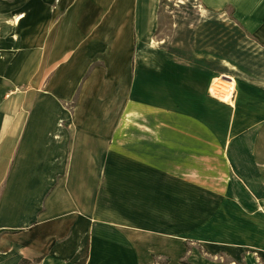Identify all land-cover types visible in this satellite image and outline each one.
<instances>
[{
    "label": "crops",
    "instance_id": "0c3cea01",
    "mask_svg": "<svg viewBox=\"0 0 264 264\" xmlns=\"http://www.w3.org/2000/svg\"><path fill=\"white\" fill-rule=\"evenodd\" d=\"M197 3L163 36L160 0H0V135L43 118L30 160L0 146V264H201L182 238L199 151L255 194L264 0ZM219 76L228 101L210 94Z\"/></svg>",
    "mask_w": 264,
    "mask_h": 264
},
{
    "label": "rangeland",
    "instance_id": "374dc122",
    "mask_svg": "<svg viewBox=\"0 0 264 264\" xmlns=\"http://www.w3.org/2000/svg\"><path fill=\"white\" fill-rule=\"evenodd\" d=\"M198 8L197 0H160L161 22L157 34L169 35L175 20H185L188 12ZM217 78L224 82L231 81L228 76ZM234 89L233 84L229 99ZM14 97L16 95L11 99ZM65 105L71 109L73 103ZM37 106H45L47 109L43 112L46 114L54 113L52 103H38ZM26 121L21 130L14 124L7 134L0 135V146H6L5 155L11 157L13 165L16 163L20 166L21 161L30 160V151L33 150L26 145L35 138L43 137L41 116L38 118L35 114ZM46 139L51 143V138ZM58 146L61 148L56 154L55 166L57 164V168H62L67 154L62 147L63 142H59ZM202 153L199 151L197 186L192 185L191 188L189 183L182 184L183 194H192V198L183 197L182 204V238L185 247L195 250L201 264H264V173L258 174L260 182L256 184L257 189L253 194L248 186L237 181V177H233L232 182L222 181L229 179L221 175L224 171L232 175L233 171L227 160L217 158L222 155L221 150L214 152L217 156L212 158ZM11 173L6 175L3 187L12 181ZM182 261L189 262L185 257Z\"/></svg>",
    "mask_w": 264,
    "mask_h": 264
},
{
    "label": "bare ground",
    "instance_id": "6f19581e",
    "mask_svg": "<svg viewBox=\"0 0 264 264\" xmlns=\"http://www.w3.org/2000/svg\"><path fill=\"white\" fill-rule=\"evenodd\" d=\"M233 82L221 81L219 78L215 79L211 86V93L219 98L228 101L231 96Z\"/></svg>",
    "mask_w": 264,
    "mask_h": 264
},
{
    "label": "trees",
    "instance_id": "16d2710c",
    "mask_svg": "<svg viewBox=\"0 0 264 264\" xmlns=\"http://www.w3.org/2000/svg\"><path fill=\"white\" fill-rule=\"evenodd\" d=\"M185 264H190L188 262H183ZM150 264H168V258L166 256L153 255L152 263Z\"/></svg>",
    "mask_w": 264,
    "mask_h": 264
},
{
    "label": "built area",
    "instance_id": "2783aa9c",
    "mask_svg": "<svg viewBox=\"0 0 264 264\" xmlns=\"http://www.w3.org/2000/svg\"><path fill=\"white\" fill-rule=\"evenodd\" d=\"M210 94H211L212 96H214L215 98H219L218 96H215V95H213V94L211 93V88H210Z\"/></svg>",
    "mask_w": 264,
    "mask_h": 264
}]
</instances>
